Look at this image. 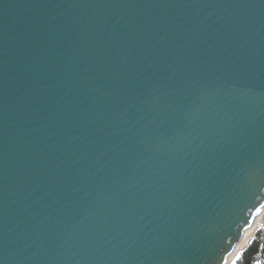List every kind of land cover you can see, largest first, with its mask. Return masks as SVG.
Returning a JSON list of instances; mask_svg holds the SVG:
<instances>
[{
  "label": "water",
  "instance_id": "1",
  "mask_svg": "<svg viewBox=\"0 0 264 264\" xmlns=\"http://www.w3.org/2000/svg\"><path fill=\"white\" fill-rule=\"evenodd\" d=\"M264 209V0H0V264H227Z\"/></svg>",
  "mask_w": 264,
  "mask_h": 264
},
{
  "label": "trees",
  "instance_id": "2",
  "mask_svg": "<svg viewBox=\"0 0 264 264\" xmlns=\"http://www.w3.org/2000/svg\"><path fill=\"white\" fill-rule=\"evenodd\" d=\"M262 224H264V215ZM254 231V235L237 251V256L233 260L236 261V264H259L260 256L264 255V226L262 225Z\"/></svg>",
  "mask_w": 264,
  "mask_h": 264
},
{
  "label": "rangeland",
  "instance_id": "3",
  "mask_svg": "<svg viewBox=\"0 0 264 264\" xmlns=\"http://www.w3.org/2000/svg\"><path fill=\"white\" fill-rule=\"evenodd\" d=\"M264 215V210H263V212L258 216V218H257V221H256V223L253 225V227H251L250 228V230H249V237L251 238L253 235H254V233L253 232H255L254 230L256 229V228H259V227H261L262 225L264 226V224H262V216ZM244 238H245V241H244V243L242 244V245H240L239 246V248H238V250L240 249V247H242L249 239L246 237V235H244ZM237 253V252H236ZM235 253V254H236ZM233 255L232 257H230L229 258V260H228V264H231V262L236 258V256H237V254L236 255Z\"/></svg>",
  "mask_w": 264,
  "mask_h": 264
},
{
  "label": "bare ground",
  "instance_id": "4",
  "mask_svg": "<svg viewBox=\"0 0 264 264\" xmlns=\"http://www.w3.org/2000/svg\"><path fill=\"white\" fill-rule=\"evenodd\" d=\"M264 210V209H263ZM263 212V211H262ZM260 215V214H259ZM259 215H257V217L254 219V221L244 230V233H243V238H242V242H241V244L240 245H242L243 243H244V241H245V238H244V235H246V237L249 239L250 237V235H249V230H250V228L251 227H253V225L256 223V221H257V218H258V216ZM228 264V263H227Z\"/></svg>",
  "mask_w": 264,
  "mask_h": 264
},
{
  "label": "built area",
  "instance_id": "5",
  "mask_svg": "<svg viewBox=\"0 0 264 264\" xmlns=\"http://www.w3.org/2000/svg\"><path fill=\"white\" fill-rule=\"evenodd\" d=\"M259 264L263 263L264 262V255H261L260 258H259Z\"/></svg>",
  "mask_w": 264,
  "mask_h": 264
},
{
  "label": "snow or ice",
  "instance_id": "6",
  "mask_svg": "<svg viewBox=\"0 0 264 264\" xmlns=\"http://www.w3.org/2000/svg\"><path fill=\"white\" fill-rule=\"evenodd\" d=\"M233 264H236V261H233Z\"/></svg>",
  "mask_w": 264,
  "mask_h": 264
}]
</instances>
